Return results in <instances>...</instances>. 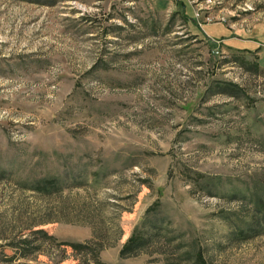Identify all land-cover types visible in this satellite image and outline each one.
I'll use <instances>...</instances> for the list:
<instances>
[{
	"label": "rangeland",
	"instance_id": "1",
	"mask_svg": "<svg viewBox=\"0 0 264 264\" xmlns=\"http://www.w3.org/2000/svg\"><path fill=\"white\" fill-rule=\"evenodd\" d=\"M95 249L264 264V0H0V264Z\"/></svg>",
	"mask_w": 264,
	"mask_h": 264
},
{
	"label": "trees",
	"instance_id": "2",
	"mask_svg": "<svg viewBox=\"0 0 264 264\" xmlns=\"http://www.w3.org/2000/svg\"><path fill=\"white\" fill-rule=\"evenodd\" d=\"M52 238V237H51ZM132 239L130 238L129 240H128V242H130ZM27 242V241H26ZM64 245H67V246H70V247H72L73 249H78V250H81V249H88V248H90L89 246L90 245H88L87 243H83V244H81V243H79V244H72V243H64ZM126 245V244H125ZM8 246H10L11 248H13V249H17V250H21L22 251V256H26V253H25V247H22V249H18V247L17 246H15L13 243L11 244V245H8ZM96 250L97 251H99L98 249H95V258H96V262H97V264H102L101 262H99L98 261V252L96 253ZM125 252H126V247L124 246V248H122V250H121V255L123 256L124 254H125ZM202 263H203V261H201Z\"/></svg>",
	"mask_w": 264,
	"mask_h": 264
},
{
	"label": "crops",
	"instance_id": "3",
	"mask_svg": "<svg viewBox=\"0 0 264 264\" xmlns=\"http://www.w3.org/2000/svg\"><path fill=\"white\" fill-rule=\"evenodd\" d=\"M222 42H224V39H220Z\"/></svg>",
	"mask_w": 264,
	"mask_h": 264
}]
</instances>
